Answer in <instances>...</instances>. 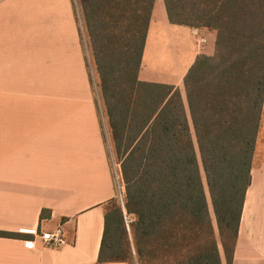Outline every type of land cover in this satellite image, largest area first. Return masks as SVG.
I'll use <instances>...</instances> for the list:
<instances>
[{
    "label": "trees",
    "instance_id": "obj_1",
    "mask_svg": "<svg viewBox=\"0 0 264 264\" xmlns=\"http://www.w3.org/2000/svg\"><path fill=\"white\" fill-rule=\"evenodd\" d=\"M156 1L79 0L124 185L99 263L223 264L222 246L232 264L264 118V0H163L172 25L216 34L183 78L187 104L139 79Z\"/></svg>",
    "mask_w": 264,
    "mask_h": 264
},
{
    "label": "crops",
    "instance_id": "obj_2",
    "mask_svg": "<svg viewBox=\"0 0 264 264\" xmlns=\"http://www.w3.org/2000/svg\"><path fill=\"white\" fill-rule=\"evenodd\" d=\"M161 18L189 29L183 80L200 54L196 35L213 54L216 34ZM78 24L72 0H0V233L27 236L0 235V264H127L99 263L118 188ZM152 33L157 42L155 10L139 79L161 83L145 66ZM263 153L264 118L232 264H264ZM59 228L67 243L48 246L41 236Z\"/></svg>",
    "mask_w": 264,
    "mask_h": 264
},
{
    "label": "rangeland",
    "instance_id": "obj_3",
    "mask_svg": "<svg viewBox=\"0 0 264 264\" xmlns=\"http://www.w3.org/2000/svg\"><path fill=\"white\" fill-rule=\"evenodd\" d=\"M77 11L79 30L81 31V37L83 39V45L85 47L87 58L89 62V81L93 95L97 101L98 111L102 119L103 129L105 131V136L107 138V144L109 148L110 159L112 167L114 170L115 181L118 188V197L121 203L124 202L123 196V182L120 173V163L115 155L114 147L111 140L110 126L108 122V117L106 115V109L103 102V99L100 95L98 88V76L96 73V68L91 56V51L89 49V40L85 33L83 16L79 4V0H72ZM155 20L157 21V42L153 38V33L151 34V43L147 50L146 57V67L152 73V75L157 78V82L161 83H170L171 85H177L180 88L185 104L186 95L184 91V85L182 80V75L185 73V70L191 59V49H193L192 40L188 34L189 29H184L182 27H171L164 25L162 21L163 13H166L165 5L163 0H157L155 5ZM197 39H194V47L200 52L199 55H213L209 53L210 44H207L208 36L205 34L196 35ZM204 37L206 43L201 45L199 44V38ZM216 43V42H215ZM215 48V44H214ZM261 158L264 157L260 155ZM135 219L131 217L130 222H133ZM129 236L132 242H134L133 234L129 229ZM133 264H138L135 260Z\"/></svg>",
    "mask_w": 264,
    "mask_h": 264
},
{
    "label": "built area",
    "instance_id": "obj_4",
    "mask_svg": "<svg viewBox=\"0 0 264 264\" xmlns=\"http://www.w3.org/2000/svg\"><path fill=\"white\" fill-rule=\"evenodd\" d=\"M206 43L204 37L199 38V44L203 45ZM41 238L43 241L51 247L59 248L64 246L67 243L66 238H64L62 230L59 228L56 232L53 233H44Z\"/></svg>",
    "mask_w": 264,
    "mask_h": 264
}]
</instances>
